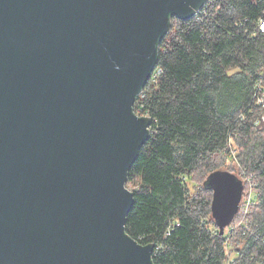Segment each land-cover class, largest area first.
I'll return each instance as SVG.
<instances>
[{
  "label": "water",
  "instance_id": "1",
  "mask_svg": "<svg viewBox=\"0 0 264 264\" xmlns=\"http://www.w3.org/2000/svg\"><path fill=\"white\" fill-rule=\"evenodd\" d=\"M208 0H0V264H152L124 230L150 133L132 112L168 20ZM219 234L243 183L213 172Z\"/></svg>",
  "mask_w": 264,
  "mask_h": 264
},
{
  "label": "trees",
  "instance_id": "2",
  "mask_svg": "<svg viewBox=\"0 0 264 264\" xmlns=\"http://www.w3.org/2000/svg\"><path fill=\"white\" fill-rule=\"evenodd\" d=\"M261 19L264 0H208L193 18L170 17L159 37L161 74L132 107L152 121L127 174L133 207L124 227L153 246L152 264H264V108L253 98L264 87ZM215 171L255 192L222 235L205 184ZM193 178L201 187L191 191Z\"/></svg>",
  "mask_w": 264,
  "mask_h": 264
},
{
  "label": "rangeland",
  "instance_id": "3",
  "mask_svg": "<svg viewBox=\"0 0 264 264\" xmlns=\"http://www.w3.org/2000/svg\"><path fill=\"white\" fill-rule=\"evenodd\" d=\"M226 167L227 166L225 165V167H223L222 170H225L224 168H226ZM228 169H230L231 171H233L234 174H236L237 176L240 177L239 167L237 166V164L234 161L229 164ZM196 179L197 178H193L192 180H188V186L190 187L191 191H194L195 188H197V187H201V182L196 180ZM133 186H134V184L126 183V187L129 190L133 189ZM254 197H255L254 190H250V188L247 187V189L244 190V194L242 195L239 211L243 210V212H245V214H246L247 210H245L244 208L248 207L247 202L248 201L252 202V200H254ZM248 198H250V200ZM225 231H227V230H225Z\"/></svg>",
  "mask_w": 264,
  "mask_h": 264
},
{
  "label": "built area",
  "instance_id": "4",
  "mask_svg": "<svg viewBox=\"0 0 264 264\" xmlns=\"http://www.w3.org/2000/svg\"><path fill=\"white\" fill-rule=\"evenodd\" d=\"M258 27H259L260 31L264 34V19H261L259 21ZM160 74H161V69L154 67V69H153V71L151 73L150 79L153 82H155L156 78ZM260 78H264V72L262 73V75L260 76ZM253 98H254L255 104L260 105V106H262L264 108V87H263L261 81L258 83V85L255 88V94H254V97ZM260 120L264 124V114L261 116V119ZM251 187H252V185H250V187H249L250 190H253ZM248 199L250 200V198H248ZM247 204H248V207H249V205H251L252 202L248 201Z\"/></svg>",
  "mask_w": 264,
  "mask_h": 264
}]
</instances>
